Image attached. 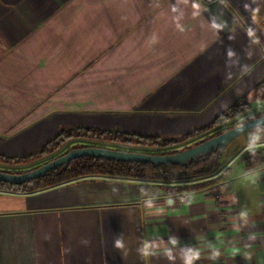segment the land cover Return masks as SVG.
I'll return each instance as SVG.
<instances>
[{
	"label": "crops",
	"instance_id": "crops-1",
	"mask_svg": "<svg viewBox=\"0 0 264 264\" xmlns=\"http://www.w3.org/2000/svg\"><path fill=\"white\" fill-rule=\"evenodd\" d=\"M241 97L264 104V0H0V154L79 127L176 137ZM219 163L0 190V264H264V140Z\"/></svg>",
	"mask_w": 264,
	"mask_h": 264
},
{
	"label": "trees",
	"instance_id": "trees-1",
	"mask_svg": "<svg viewBox=\"0 0 264 264\" xmlns=\"http://www.w3.org/2000/svg\"><path fill=\"white\" fill-rule=\"evenodd\" d=\"M264 98V97H263ZM249 102L245 97L239 98L232 105H230L223 112L218 114L208 124L189 131L183 135L162 138L156 135H142L134 133H123L107 129L97 128H71L59 131L53 138L48 140L43 146L37 150L23 156H7L0 154V164L6 166L18 165L27 160H34L41 157L48 156L49 154L62 148L67 142L73 138H89L101 139L110 143L120 144L118 150L145 152L152 154H165L171 153L175 150L161 151L160 149L166 148L171 145L178 144L188 139H192L201 135L210 137L217 135L235 125H238L250 118L258 115H263L264 111L260 113H252L245 118L237 120L228 124L229 121L240 116L249 110ZM259 128H264L261 126ZM214 129V130H213ZM129 145L135 146H150L158 148L156 151H143L130 149ZM83 146H98L108 147L110 145H97V144H80L74 147ZM70 149V148H69ZM69 149L54 156L50 160L66 153ZM49 161V160H48ZM47 162V161H46ZM45 163V162H43ZM41 163V164H43ZM39 164V165H41ZM37 165V166H39ZM219 152L216 149L210 150L207 154L191 160L185 164L165 163L154 165L142 161H122L115 159H106L93 156H81L70 161V163L63 167L58 166L55 169L49 170L43 176L31 179L21 184H12L0 181V190L18 193H32L51 186L62 184L77 178L89 176H107L117 178H131V179H145V180H166V181H184L192 178L205 177L219 167ZM37 166L28 169H10L0 167V171L9 173H21L28 171Z\"/></svg>",
	"mask_w": 264,
	"mask_h": 264
},
{
	"label": "water",
	"instance_id": "water-1",
	"mask_svg": "<svg viewBox=\"0 0 264 264\" xmlns=\"http://www.w3.org/2000/svg\"><path fill=\"white\" fill-rule=\"evenodd\" d=\"M261 126H264V114L250 118L217 135L203 137L194 144L187 145L184 148L165 154L125 151L98 146L72 147L66 153L28 171L21 173L0 171V181L12 184H21L31 179L43 176L46 172L55 169L58 166L65 167L71 160L81 156H93L122 161H142L154 165L165 163L185 164L207 154L212 149H216L220 152L229 143V141L239 133L247 129Z\"/></svg>",
	"mask_w": 264,
	"mask_h": 264
},
{
	"label": "rangeland",
	"instance_id": "rangeland-1",
	"mask_svg": "<svg viewBox=\"0 0 264 264\" xmlns=\"http://www.w3.org/2000/svg\"><path fill=\"white\" fill-rule=\"evenodd\" d=\"M264 111V104L263 106L257 108V109H249L246 112H244L243 114H241L240 116H237L236 118L232 119L231 121L228 122V124L233 123L237 120H240L242 118H245V116L252 114V113H260ZM214 130V129H213ZM205 136H198L192 139H188L185 140L183 142H180L178 144L175 145H171L168 146L166 148H162L160 149L161 151H166V150H177V149H181L186 147L187 145H191L194 144L195 142H197L199 139L203 138ZM264 140V128H251V129H247L241 133H239L238 135H236L232 140L229 141V144H227L226 148L223 149V151H221L220 153V157L219 160L220 162H224L228 156H230V154H232L234 152V150L242 145H244L247 142H251L254 140ZM80 144H97V145H110L108 147L105 148H111V149H119L118 146L115 145H120V144H115V143H110L108 141L105 140H101V139H89V138H80V137H76L73 138L72 140H70L69 142H67L62 148H60L59 150L49 154L48 156L45 157H41L38 159H34V160H27L24 163H20L18 165H12V166H6V165H2L0 164V167H5V168H10V169H28L34 166H37L43 162H46L48 160H50L51 158H53L54 156H57L58 154L64 152L65 150L72 148L76 145H80ZM129 147L130 149H136V150H143V151H156L159 150L158 148L155 147H150V146H135V145H129L126 146ZM26 155V154H24ZM23 156V155H21Z\"/></svg>",
	"mask_w": 264,
	"mask_h": 264
},
{
	"label": "clouds",
	"instance_id": "clouds-1",
	"mask_svg": "<svg viewBox=\"0 0 264 264\" xmlns=\"http://www.w3.org/2000/svg\"><path fill=\"white\" fill-rule=\"evenodd\" d=\"M193 7H198V5H193ZM116 246H117V247H122L123 245H122L121 241H117V242H116ZM143 251H144V254H145V255H148V254H149V246H148V245H145ZM193 258H194V257H189V259H188V261H187V264H191V260H192Z\"/></svg>",
	"mask_w": 264,
	"mask_h": 264
}]
</instances>
